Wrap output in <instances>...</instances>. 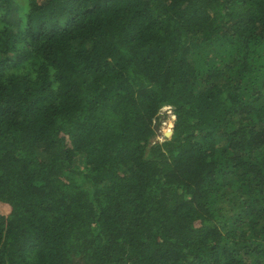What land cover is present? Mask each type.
<instances>
[{
  "label": "trees",
  "instance_id": "1",
  "mask_svg": "<svg viewBox=\"0 0 264 264\" xmlns=\"http://www.w3.org/2000/svg\"><path fill=\"white\" fill-rule=\"evenodd\" d=\"M0 264H264V0H0Z\"/></svg>",
  "mask_w": 264,
  "mask_h": 264
},
{
  "label": "rangeland",
  "instance_id": "2",
  "mask_svg": "<svg viewBox=\"0 0 264 264\" xmlns=\"http://www.w3.org/2000/svg\"><path fill=\"white\" fill-rule=\"evenodd\" d=\"M164 116L165 117H162V119H161V121H159L158 125H156V130H157V135H158L157 140H159V141H162L164 138V132H163V128L165 127L164 124L165 123L168 124V121H169V118L171 115H169V113L165 112ZM175 120H176V118H174V122H175ZM173 131H174V125H173Z\"/></svg>",
  "mask_w": 264,
  "mask_h": 264
},
{
  "label": "built area",
  "instance_id": "3",
  "mask_svg": "<svg viewBox=\"0 0 264 264\" xmlns=\"http://www.w3.org/2000/svg\"><path fill=\"white\" fill-rule=\"evenodd\" d=\"M164 112H167V113H169V115L174 116L173 109L171 107L165 108ZM174 118H175V116H174Z\"/></svg>",
  "mask_w": 264,
  "mask_h": 264
},
{
  "label": "water",
  "instance_id": "4",
  "mask_svg": "<svg viewBox=\"0 0 264 264\" xmlns=\"http://www.w3.org/2000/svg\"><path fill=\"white\" fill-rule=\"evenodd\" d=\"M159 133H160V132H159ZM173 134H174V131H172V134H171L170 137H172ZM164 137H166V138H170V137H167V136H165V135H164Z\"/></svg>",
  "mask_w": 264,
  "mask_h": 264
},
{
  "label": "clouds",
  "instance_id": "5",
  "mask_svg": "<svg viewBox=\"0 0 264 264\" xmlns=\"http://www.w3.org/2000/svg\"><path fill=\"white\" fill-rule=\"evenodd\" d=\"M165 113V112H164ZM175 116V115H174ZM175 118H176V116H175Z\"/></svg>",
  "mask_w": 264,
  "mask_h": 264
}]
</instances>
